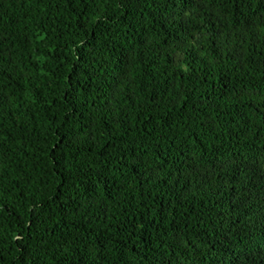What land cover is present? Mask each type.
Returning a JSON list of instances; mask_svg holds the SVG:
<instances>
[{
    "label": "trees",
    "instance_id": "obj_1",
    "mask_svg": "<svg viewBox=\"0 0 264 264\" xmlns=\"http://www.w3.org/2000/svg\"><path fill=\"white\" fill-rule=\"evenodd\" d=\"M0 264H264V0H0Z\"/></svg>",
    "mask_w": 264,
    "mask_h": 264
}]
</instances>
